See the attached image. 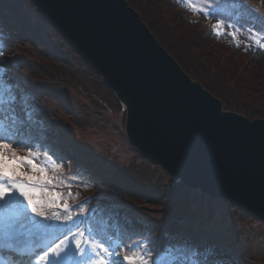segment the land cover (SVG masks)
Returning <instances> with one entry per match:
<instances>
[{
  "label": "rangeland",
  "instance_id": "obj_1",
  "mask_svg": "<svg viewBox=\"0 0 264 264\" xmlns=\"http://www.w3.org/2000/svg\"><path fill=\"white\" fill-rule=\"evenodd\" d=\"M135 2L142 6L140 9L144 13H150V23L157 24L154 20L157 8L152 9L147 0H135ZM191 3L198 9L207 8L211 4L214 10L223 8L229 13L249 16L255 21L259 20V17L264 18V0H246L247 7L242 6V0H191ZM127 5L130 6L128 3ZM28 7V3H24V9L30 11ZM161 8L163 12L167 11L166 6ZM252 9L259 15L254 14ZM191 10V16L195 21L198 18L205 20L210 18L208 21L211 24L216 23L211 19V15ZM172 21L176 24V29L187 28L183 26L180 17H174ZM262 22L264 23V20ZM159 26L155 33L150 31L158 43L160 41L156 36L162 30V26L160 24ZM248 35L251 40L253 35L260 37L255 32ZM44 38L52 47L53 56L57 52L61 55L59 57L64 56L65 59L67 57V64L44 58L42 47L45 45L32 46L21 40L19 46H10L6 45L7 39L0 34V51L3 52L0 56V69L3 70L0 77L3 74L7 75L8 72H17L16 76L19 79L35 86L34 91L38 94L40 103L34 97L33 90L28 93L23 92L25 113L40 120L42 124L53 127L68 139L74 154L85 162L92 159L99 164L103 163L105 171L94 170L89 177L82 169L77 175L78 172L67 171L68 169L56 162L55 164L59 166L53 167L52 162L47 161L44 154L27 148L26 144L13 143V149L18 155H27L29 151L39 153L35 163H43L47 166V174L54 179L52 184L45 186L62 193L63 199L60 203L65 201L70 205L80 203L88 208L86 215L74 218L73 221H64L58 229L49 228L48 233L50 232L51 235H39V244H48L56 238H62L69 230L75 233L79 229L86 235L115 246L118 243L111 235L113 232L118 237L114 219L111 217L114 215L127 219L128 229L135 223L152 227L160 226L157 243L159 247L152 258V264H157L158 261L159 264H168L174 257L175 264H178L186 257L193 256L199 245L229 253L232 264H264V222L245 213L227 200L215 199L184 187L156 164L141 157L126 139L125 108L114 93L91 68L84 65L79 57L71 52L65 43L59 41L56 36H48L46 33ZM210 44L208 43L206 47ZM180 50V48L175 49V52L183 58ZM231 54L234 68L244 69L250 65L246 58H241L233 52ZM4 58L10 60L12 68L6 65ZM19 60H22V63L17 68L16 64ZM3 79L5 80V77ZM39 88H48V90L45 89L44 92ZM9 96L10 92L5 90L4 98ZM5 129L9 130L5 126L4 132ZM107 168L110 170L109 174H106ZM23 170L29 175H40L39 172H31L27 165L21 168V171ZM109 193L119 194L122 199L102 196ZM40 195L42 198H47L45 193ZM163 197L167 199L161 202L159 198ZM10 199L22 201L23 198L17 195ZM157 202H161V205H157ZM50 210L63 213V209ZM72 210L78 211L75 208ZM171 228L176 229L175 234H181L180 243L174 244L170 241V239L174 240L169 236ZM25 235L28 237L29 231L24 230L21 236ZM120 238H123L121 234ZM133 244L144 243L139 239L129 245L128 249H125L123 244L118 245L128 252L127 254H131L138 250L131 248ZM164 252H168V255H162ZM3 254H9L11 258L10 261L6 257L4 264L14 263L16 259L22 261L18 264L28 262L27 255L25 258H17L6 248ZM32 259L34 261V257ZM72 259L75 258L71 256L66 258L68 264H71Z\"/></svg>",
  "mask_w": 264,
  "mask_h": 264
},
{
  "label": "water",
  "instance_id": "obj_2",
  "mask_svg": "<svg viewBox=\"0 0 264 264\" xmlns=\"http://www.w3.org/2000/svg\"><path fill=\"white\" fill-rule=\"evenodd\" d=\"M125 107L135 150L264 220V118L222 109L125 0H30Z\"/></svg>",
  "mask_w": 264,
  "mask_h": 264
},
{
  "label": "trees",
  "instance_id": "obj_3",
  "mask_svg": "<svg viewBox=\"0 0 264 264\" xmlns=\"http://www.w3.org/2000/svg\"><path fill=\"white\" fill-rule=\"evenodd\" d=\"M126 1L131 7L136 9L152 33H155L156 28L160 27L159 24L162 26V30L156 36L160 41L159 44L178 62L180 68L191 79L197 81L204 89L221 101L223 109L235 111L248 119L264 118V49H260L248 35L251 32L262 34L264 32V23L262 21L253 22L245 16L234 17L224 11L214 10L212 16L217 20L223 19L227 24L233 23L237 32L240 33L241 39L244 40V42L241 41L239 46H234L226 34L218 38L212 32V27L204 23V21L195 22L188 8L182 2L147 0L152 9L157 8V10L155 9L156 17L154 19L157 24H151L149 12L144 13L140 9L142 6L137 4L135 0ZM24 3H28L30 11L24 9ZM159 5L161 7L166 6L167 11L163 12L164 10ZM174 17H180L184 23L183 26L187 28L176 29V24L173 22L174 20L172 21ZM0 26L6 29L9 35L8 45L10 46H19L21 40L32 46L34 44L45 45V47L41 46L44 58L52 59L57 63L63 61L67 64V57L66 59L63 58L64 56L59 57L61 55L57 54V52L53 56L52 47L46 43L44 38L46 33L48 36H56L59 41L69 47L71 52L76 54L73 48L30 0H0ZM208 43L211 44L206 47ZM178 48L181 49L180 53L183 58L176 54L175 49ZM231 52L241 56V58H246L250 65L244 69L234 68ZM78 57L86 65L82 58ZM4 60L7 66H11L8 58H4ZM21 63L22 60H19L16 67L18 68ZM50 65L56 64L50 63ZM11 74L13 78L17 77V72ZM17 82L22 87L24 84L28 88L26 82L20 80ZM45 89L48 90V88ZM22 103V96L16 90L15 100L11 107L14 109L17 120L20 118V109L23 108ZM31 123L28 125L26 133H23L26 140L29 142L34 140L39 148L48 150L54 159L60 161L66 169L70 171L85 169L83 170L84 172L93 171L94 169L96 171H105L103 163L99 164L92 159L85 162V160L76 156L70 150L65 139L57 135L53 130L41 128L37 122ZM109 173L110 170L107 168L106 174ZM108 195L122 199L116 193L115 195L109 193L102 196L107 197ZM159 199L163 202L166 201L167 197ZM161 202L156 204L161 205ZM159 231L160 226H135L132 231L133 236H130V241H134L138 237L144 238L147 248L155 250Z\"/></svg>",
  "mask_w": 264,
  "mask_h": 264
},
{
  "label": "snow or ice",
  "instance_id": "obj_4",
  "mask_svg": "<svg viewBox=\"0 0 264 264\" xmlns=\"http://www.w3.org/2000/svg\"><path fill=\"white\" fill-rule=\"evenodd\" d=\"M187 6L195 11L203 12L205 15H211L214 11L211 4L207 8L198 9L191 3V0H188ZM242 6L247 7L246 0H242ZM251 11L259 15L254 9ZM224 26V20L218 19L212 25L211 30L214 34L221 35ZM228 26L231 27L232 25L229 24ZM229 35L235 39L237 33L233 31ZM252 40L260 49H264V38H257L256 35H253ZM2 55L3 53H0V56ZM2 71L0 69V73ZM5 90L10 92L11 86L7 85L4 79L0 77V115L3 114V105L6 102L4 99ZM9 99L14 101L15 96H11ZM13 118L15 119V117ZM4 127V121L0 119V264H4L2 253L6 247L10 252L27 255L29 257L27 264H68L66 258L69 256L75 258L71 260V264H123V262H127V264H152V258L156 253L154 250H149L144 244H133L131 248L138 250L127 254L118 244L112 246L106 241L86 235L84 231L79 229L75 233L69 230L62 238H56L48 244L36 243L30 250H21L19 237L24 234L29 223L35 224L29 212L43 220L73 221L74 218L86 215L88 208L80 203L74 205H70L67 201L60 203L63 199L62 193L50 190L45 186L52 184L54 179L47 174V166L43 163H35L39 153L29 151L27 155H18L13 149V143L21 144L24 141L18 138L19 132L4 135ZM14 137L17 138L14 139ZM25 146L29 149L32 147L31 144ZM44 156L47 161L52 162L53 167L59 166L55 164L53 156L49 155L47 151L44 152ZM24 165H27L31 172H39L40 175H29L21 171ZM21 177H26V179H21ZM41 193H45L47 198H42ZM17 195L23 198L22 201L10 199ZM13 206L16 209L14 214L8 211ZM52 208L63 209V213L50 212L49 210ZM73 208L78 209V211H73ZM46 227L52 228L51 225ZM48 235L51 233L49 232ZM162 255H168V252H164ZM175 259L174 257L168 264H175ZM182 264H200V261L185 258Z\"/></svg>",
  "mask_w": 264,
  "mask_h": 264
},
{
  "label": "bare ground",
  "instance_id": "obj_5",
  "mask_svg": "<svg viewBox=\"0 0 264 264\" xmlns=\"http://www.w3.org/2000/svg\"><path fill=\"white\" fill-rule=\"evenodd\" d=\"M8 211L12 214L15 213V208H9ZM51 212V210H49ZM57 213H62L61 211H56ZM29 215L32 217V221L35 222V224L29 223L27 225V228L25 230L29 231V234L31 238L35 240V243L39 240V235H48L49 228H47V225H51L54 227V229H58L61 227V224H63L64 221H57V220H43L39 217H36L32 215L29 212ZM34 245V244H33ZM19 247H29V244L24 240H19Z\"/></svg>",
  "mask_w": 264,
  "mask_h": 264
}]
</instances>
